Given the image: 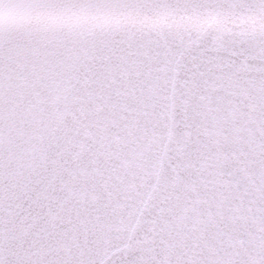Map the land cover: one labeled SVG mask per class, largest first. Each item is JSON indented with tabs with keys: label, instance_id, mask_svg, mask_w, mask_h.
Masks as SVG:
<instances>
[{
	"label": "snow or ice",
	"instance_id": "obj_1",
	"mask_svg": "<svg viewBox=\"0 0 264 264\" xmlns=\"http://www.w3.org/2000/svg\"><path fill=\"white\" fill-rule=\"evenodd\" d=\"M0 264H264V0H0Z\"/></svg>",
	"mask_w": 264,
	"mask_h": 264
}]
</instances>
